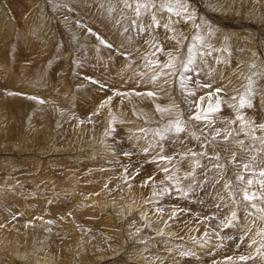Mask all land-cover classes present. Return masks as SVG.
Returning a JSON list of instances; mask_svg holds the SVG:
<instances>
[{
	"label": "rangeland",
	"instance_id": "obj_1",
	"mask_svg": "<svg viewBox=\"0 0 264 264\" xmlns=\"http://www.w3.org/2000/svg\"><path fill=\"white\" fill-rule=\"evenodd\" d=\"M128 1L0 0V235L72 264H264L241 191L264 179V0ZM234 108L249 131L212 130Z\"/></svg>",
	"mask_w": 264,
	"mask_h": 264
},
{
	"label": "bare ground",
	"instance_id": "obj_2",
	"mask_svg": "<svg viewBox=\"0 0 264 264\" xmlns=\"http://www.w3.org/2000/svg\"><path fill=\"white\" fill-rule=\"evenodd\" d=\"M30 1V0H28ZM121 1H124L126 4L129 2L128 0H121ZM162 1V0H161ZM170 2V1H169ZM181 2V1H180ZM121 3V2H120ZM116 6V5H115ZM135 7V6H134ZM137 9V8H136ZM137 15V14H136ZM212 17V16H211ZM214 19V22H213V26L211 27V30L214 31L213 27H218V26H215V22L218 23L217 25H222V26H226L228 24H225V22H221V20H216ZM231 26V30H232V33L231 35L233 36H238V37H242V33L245 32V35L247 32L246 28H247V24H241V25H230ZM250 27V26H249ZM252 27V26H251ZM224 28V27H223ZM254 29V28H253ZM220 30L221 27H220ZM241 30V32H240ZM247 31V32H246ZM211 32V31H210ZM252 33V32H251ZM255 33V32H254ZM252 35V34H251ZM250 35V36H251ZM255 35V34H254ZM260 35H262V39L264 38V31H261L260 32ZM248 36V35H247ZM257 36V35H256ZM246 37V36H245ZM253 37V36H252ZM254 38V37H253ZM258 38V37H257ZM250 39V38H249ZM254 42V40H253ZM254 45V44H253ZM252 52V55H253V66L255 68V70H259L261 69L262 72L264 71V43H261L259 44V46H255L253 50H250ZM251 54V53H250ZM221 74V73H220ZM139 101H142L141 98H138ZM59 104L61 105L63 102L62 100H58ZM58 104V103H57ZM103 106V105H102ZM254 106H258V105H254ZM57 107V106H56ZM61 107V106H60ZM51 108V107H50ZM58 108V107H57ZM56 108V109H57ZM99 108V107H98ZM102 109L104 107H101ZM99 111H101V114L98 116H96V118H92L87 124L86 127H80V123H81V120H75V116H72L71 117V124H72V129L70 130V136H74L76 137L77 139L81 140L82 139V143L85 139H87V137L89 136V133H95V138H97V136L100 135V132L98 131V121L99 120H104V121H107L108 119V114L106 113V111L103 109H101ZM244 108V107H243ZM52 109V108H51ZM50 109V111H51ZM241 109H238V108H234L232 111H229L227 112V115L224 119H219V120H216L215 122H212V130H215L216 132H218L220 134V131L222 128L224 127H229V128H232L233 130L235 131H239L238 129H241L243 128V133L244 132H247L249 131L246 126H244V123H246V125L248 124L249 120L248 118L245 119V120H242L240 118L237 117V119H235L237 112L240 111ZM54 111V110H53ZM52 112V111H51ZM58 112V111H57ZM61 112V111H59ZM94 117V116H93ZM104 123V122H103ZM67 126V125H66ZM100 128V126H99ZM255 128V125H253L251 127V131L250 132H253ZM234 131V132H235ZM97 132V133H96ZM233 133V132H232ZM249 133V132H248ZM216 134V133H215ZM92 135V134H91ZM245 135V134H244ZM238 136V135H237ZM241 136V135H240ZM71 138V137H70ZM238 138V137H237ZM241 138V137H240ZM107 140V139H105ZM77 141V140H76ZM208 141V140H207ZM81 143V142H79ZM233 144V143H232ZM238 145V144H237ZM238 147V146H237ZM237 147H234V148H237ZM223 148V147H222ZM231 148V147H230ZM233 149V148H232ZM214 150V149H213ZM212 150V151H213ZM210 151V150H209ZM241 152V151H240ZM238 153V152H237ZM214 154V153H213ZM240 154V153H239ZM236 156V155H235ZM219 157V156H218ZM81 160V159H80ZM84 160V159H83ZM227 161V160H226ZM76 162V161H75ZM62 163V162H61ZM182 168V167H181ZM55 179L54 180H51V183H53L55 186L58 185L59 182H61L62 180L60 179V177H54ZM69 179V178H68ZM67 182L68 185H70L72 188H75L77 184H75L74 182H70L69 180L65 181ZM182 186V185H180ZM181 189V188H180ZM75 191L74 193L70 194V196H75ZM112 205V204H110ZM114 205V204H113ZM129 208L132 210V208L129 206ZM103 209V208H102ZM109 209V208H108ZM106 211V210H105ZM107 219V218H106ZM112 219V218H110ZM106 222V221H104ZM112 222V221H110ZM105 224H108L105 223ZM1 225V224H0ZM5 226V225H4ZM8 229V228H7ZM70 229V228H69ZM2 230V229H1ZM0 230V231H1ZM22 231V229L20 230ZM9 232V231H8ZM23 232V231H22ZM33 232V230L31 231ZM3 233V231H2ZM7 233V232H6ZM20 232H16L17 235H19ZM7 235V234H6ZM12 235V234H11ZM31 235L29 234V228L26 229V232L24 233L23 235V240H25L26 238H29L28 236ZM14 236V235H13ZM37 237V236H36ZM8 238L9 236H5L3 234L0 235V260L1 258H3L5 256V253L6 252H11V255L14 256L17 260L20 259H25V262L26 264H69L71 263L70 262V258H67L64 256L63 253H52V252H49L47 249H45L44 247H39L38 249L33 250L32 248H30V246H28L27 244H23L24 246L22 247H18L17 245H14L13 243H11L10 245V242L8 241ZM16 238V237H14ZM62 238V237H61ZM10 239V238H9ZM12 240V239H10ZM13 244V245H12ZM22 245V244H21ZM46 246V245H45ZM34 247V246H33ZM36 247V246H35ZM22 248V249H21ZM32 249V250H31ZM54 252V251H53ZM62 255V259H58L56 257H58V255ZM60 255V256H61ZM60 258V257H59ZM80 259V264L84 261L85 263L88 262L87 260H83L85 259L84 257H79ZM126 258V257H125ZM15 259V260H16ZM103 259V257H99L98 259H96V262L98 261H101ZM123 260V259H122ZM133 261V260H132ZM10 261L8 260V263ZM103 262V261H102ZM18 263V262H17ZM5 264V263H4ZM25 264V263H23ZM72 264V263H71ZM73 264H76V263H73ZM120 264V262H119ZM136 264H148L146 263L145 261H143V258H139L138 259V262Z\"/></svg>",
	"mask_w": 264,
	"mask_h": 264
},
{
	"label": "snow or ice",
	"instance_id": "obj_3",
	"mask_svg": "<svg viewBox=\"0 0 264 264\" xmlns=\"http://www.w3.org/2000/svg\"><path fill=\"white\" fill-rule=\"evenodd\" d=\"M155 22V20H154ZM191 62V61H189ZM245 101L244 100H241V106L243 107L245 105ZM202 118V115H197L195 117V119H201ZM203 118L207 119V114H203ZM177 131H182L181 128H179V126L177 127ZM245 168L247 169V165H245ZM254 175V174H253ZM260 176L261 177H264V170H262L260 172ZM237 180L241 181L242 184H247L249 186L253 185L254 181L250 178H246L245 176L243 175H239L236 177ZM259 184H260V195L259 197L257 196V194L253 191L250 190V188H242L241 191L243 192V199L249 201L250 203L256 199H261V200H264V179H261L259 181ZM253 206H255L253 204Z\"/></svg>",
	"mask_w": 264,
	"mask_h": 264
}]
</instances>
